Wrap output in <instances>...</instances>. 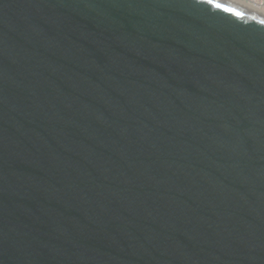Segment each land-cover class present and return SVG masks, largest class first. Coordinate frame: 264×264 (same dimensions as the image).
Wrapping results in <instances>:
<instances>
[{"label":"water","instance_id":"95a60500","mask_svg":"<svg viewBox=\"0 0 264 264\" xmlns=\"http://www.w3.org/2000/svg\"><path fill=\"white\" fill-rule=\"evenodd\" d=\"M0 264H264V15L0 0Z\"/></svg>","mask_w":264,"mask_h":264},{"label":"built area","instance_id":"2783aa9c","mask_svg":"<svg viewBox=\"0 0 264 264\" xmlns=\"http://www.w3.org/2000/svg\"><path fill=\"white\" fill-rule=\"evenodd\" d=\"M239 3L247 5L250 9L261 11L264 13V0H235Z\"/></svg>","mask_w":264,"mask_h":264},{"label":"bare ground","instance_id":"6f19581e","mask_svg":"<svg viewBox=\"0 0 264 264\" xmlns=\"http://www.w3.org/2000/svg\"><path fill=\"white\" fill-rule=\"evenodd\" d=\"M228 1L233 2V3L237 4V5H241V6H246V7H248L247 5L242 4V3H239V2H237V1H235V0H228ZM256 11H257V10H256ZM259 13L262 14V15H264V13L261 12V11H259Z\"/></svg>","mask_w":264,"mask_h":264},{"label":"snow or ice","instance_id":"6c2138e0","mask_svg":"<svg viewBox=\"0 0 264 264\" xmlns=\"http://www.w3.org/2000/svg\"><path fill=\"white\" fill-rule=\"evenodd\" d=\"M209 3H212V0H208ZM216 7H220V5H216Z\"/></svg>","mask_w":264,"mask_h":264}]
</instances>
